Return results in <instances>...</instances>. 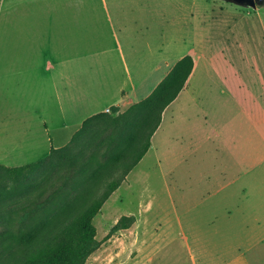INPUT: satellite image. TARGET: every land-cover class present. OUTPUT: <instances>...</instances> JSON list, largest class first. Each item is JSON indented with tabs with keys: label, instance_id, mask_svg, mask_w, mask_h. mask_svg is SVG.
<instances>
[{
	"label": "crops",
	"instance_id": "0c3cea01",
	"mask_svg": "<svg viewBox=\"0 0 264 264\" xmlns=\"http://www.w3.org/2000/svg\"><path fill=\"white\" fill-rule=\"evenodd\" d=\"M198 3L0 0V141L11 147L2 159H48L86 119L127 110L190 55L184 87L123 182L170 179V217L159 211L154 224L178 227L191 264H264L263 6L246 12L248 27L241 15L211 27ZM182 22L206 44L202 63L176 37ZM146 160L153 170L141 169ZM126 217L149 224L142 211Z\"/></svg>",
	"mask_w": 264,
	"mask_h": 264
},
{
	"label": "rangeland",
	"instance_id": "374dc122",
	"mask_svg": "<svg viewBox=\"0 0 264 264\" xmlns=\"http://www.w3.org/2000/svg\"><path fill=\"white\" fill-rule=\"evenodd\" d=\"M196 5L199 10L209 11L211 27H215L214 25L218 24L222 16H227L226 21L233 23L236 17L241 15L247 27L255 22L253 20L249 22L250 16L246 14L254 10L250 7L239 6L225 0H201V4ZM258 9L264 11V6ZM169 26L165 21L163 22L164 32ZM186 26L184 22L179 24L176 37L179 43L188 45V48L196 53L198 60L202 56L200 59L202 63L204 54L208 56L206 44L202 42L199 32L192 33L191 28L188 30ZM154 33L157 37L163 36L164 47L167 45V40L168 43L170 42L169 33L161 35L158 29ZM182 51L179 49L173 54H180ZM198 72H201L200 69ZM118 113L112 110L107 112L112 117L117 116ZM156 118L155 112L154 114L144 112L129 130L117 136V142L110 152L107 164L95 165L91 177L74 190L70 188L71 190L66 192L65 188L59 187L60 179L67 169L66 158L73 156L80 161H85L96 153L99 161L102 162L100 156V152L104 150L102 143L115 130L107 121L93 119L75 142L44 161L42 169L26 181V188L12 186L8 180L3 181L1 185L8 189L10 194L2 204L0 203V235L12 230L17 231L21 224L18 222L20 213H23L26 206L33 203H39L42 211L26 218V223L32 227L35 224L40 225L42 232L39 236H44L51 229L62 226L64 222L99 196L110 182L119 178L123 164L129 163L133 153L145 142ZM10 148L0 141V164L14 167L38 160L33 159L34 157H29L28 161L10 162V160L2 159L5 151ZM153 166L154 162L146 160L141 169L153 170ZM161 166L159 169L169 170L166 164L162 163ZM169 180V178L158 179L157 183L154 178L144 179L143 181L147 183L138 180L131 187L122 182L104 203L100 213L93 219L99 247L87 258L85 264H191L188 250L190 243L178 235V227L168 225L160 227L154 224L157 221L154 217H157L159 211L167 215L165 218L170 217V189L169 184L164 183ZM141 211L146 214L148 225H135V219L132 217V222L125 220L129 225L127 229L110 234L112 227L123 215L127 216L129 212ZM183 229L185 231L186 227L184 226Z\"/></svg>",
	"mask_w": 264,
	"mask_h": 264
},
{
	"label": "trees",
	"instance_id": "16d2710c",
	"mask_svg": "<svg viewBox=\"0 0 264 264\" xmlns=\"http://www.w3.org/2000/svg\"><path fill=\"white\" fill-rule=\"evenodd\" d=\"M192 68V57L190 55L184 56L146 98L134 103L127 110L118 113L115 117L102 112L83 122L81 128L73 135L69 145L82 135L87 125L93 119L107 121L115 130L102 143L104 147V150L100 152L102 162L99 161L96 153L85 161H80L73 156L66 158L67 169L61 177L59 184V187L65 188L66 192L76 189L83 181L89 179L95 165L103 166L107 164L110 152L117 142V136L129 130L132 124L144 112H151L153 114L155 112V115H157L145 142L133 153L131 161L123 164L119 178L110 182L99 196L95 197L79 213L64 222L62 226L51 229L44 236H39L42 232V227L38 224H35L33 227L28 225L26 218L30 217L33 213L41 212V205L33 203L26 206L23 209V213L19 215L18 222L21 224L18 230L8 231L0 235V264L86 263L87 258L99 247V242L96 240L97 230L93 223L94 217L100 213L109 196L119 188L129 171L137 165L149 149L150 138L160 123L162 111L182 90ZM110 110L117 112V109L114 107L110 108ZM68 146L59 150L52 147L50 157L65 150ZM44 161L38 160L17 167L0 164V203L2 204L3 200L10 194L8 189L1 185L3 181L8 180L12 183V186L16 185L24 189L27 187L26 181L31 175L42 169ZM125 220L132 222L133 218L122 216L112 227L110 234L121 229H127L129 225Z\"/></svg>",
	"mask_w": 264,
	"mask_h": 264
},
{
	"label": "water",
	"instance_id": "95a60500",
	"mask_svg": "<svg viewBox=\"0 0 264 264\" xmlns=\"http://www.w3.org/2000/svg\"><path fill=\"white\" fill-rule=\"evenodd\" d=\"M228 2H232L236 5L243 7H250L252 9H256L259 6H264V0H226Z\"/></svg>",
	"mask_w": 264,
	"mask_h": 264
},
{
	"label": "built area",
	"instance_id": "2783aa9c",
	"mask_svg": "<svg viewBox=\"0 0 264 264\" xmlns=\"http://www.w3.org/2000/svg\"><path fill=\"white\" fill-rule=\"evenodd\" d=\"M106 112H110V109H107Z\"/></svg>",
	"mask_w": 264,
	"mask_h": 264
},
{
	"label": "bare ground",
	"instance_id": "6f19581e",
	"mask_svg": "<svg viewBox=\"0 0 264 264\" xmlns=\"http://www.w3.org/2000/svg\"><path fill=\"white\" fill-rule=\"evenodd\" d=\"M152 152V151H151ZM149 154H150V152H149ZM151 156V155H150ZM149 157V156H148Z\"/></svg>",
	"mask_w": 264,
	"mask_h": 264
}]
</instances>
